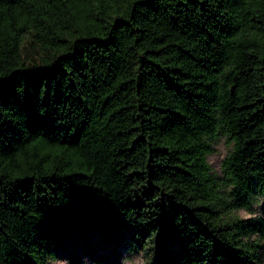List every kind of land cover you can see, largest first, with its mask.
<instances>
[{
  "label": "trees",
  "instance_id": "1",
  "mask_svg": "<svg viewBox=\"0 0 264 264\" xmlns=\"http://www.w3.org/2000/svg\"><path fill=\"white\" fill-rule=\"evenodd\" d=\"M263 239L264 0H0V264H264Z\"/></svg>",
  "mask_w": 264,
  "mask_h": 264
},
{
  "label": "rangeland",
  "instance_id": "2",
  "mask_svg": "<svg viewBox=\"0 0 264 264\" xmlns=\"http://www.w3.org/2000/svg\"><path fill=\"white\" fill-rule=\"evenodd\" d=\"M212 147H213V152L206 156V162L210 167L211 173L219 178L221 176V162L231 152L232 144L227 141L226 137H219L213 142ZM261 205L262 203L255 205L253 207L252 213H248L240 210L237 211L235 215L243 220H249V219H244L245 214H249L253 218L261 217L262 216ZM261 247L264 251V239L261 243ZM82 260L85 264H93V262L89 261L85 257H83ZM51 264H69V263L66 261H56V262H52ZM119 264H144V255L141 251L126 245L121 250V260L119 261Z\"/></svg>",
  "mask_w": 264,
  "mask_h": 264
},
{
  "label": "clouds",
  "instance_id": "3",
  "mask_svg": "<svg viewBox=\"0 0 264 264\" xmlns=\"http://www.w3.org/2000/svg\"><path fill=\"white\" fill-rule=\"evenodd\" d=\"M251 218H253V217L249 214H245V216H244V219H251Z\"/></svg>",
  "mask_w": 264,
  "mask_h": 264
}]
</instances>
